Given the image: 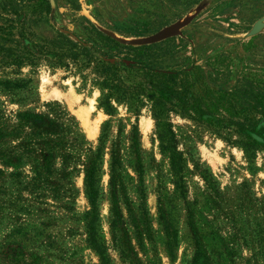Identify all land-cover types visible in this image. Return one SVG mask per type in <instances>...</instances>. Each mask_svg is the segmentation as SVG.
<instances>
[{
  "label": "rangeland",
  "instance_id": "obj_1",
  "mask_svg": "<svg viewBox=\"0 0 264 264\" xmlns=\"http://www.w3.org/2000/svg\"><path fill=\"white\" fill-rule=\"evenodd\" d=\"M200 1L52 0L48 23L34 30L46 38L67 32L95 57L113 61L124 52L111 51L90 24L122 38L145 37ZM260 18L264 0H207L180 36L159 45L156 63L206 64L218 72L211 75L215 89L244 86L264 95V26L247 35ZM71 70L0 67V126L55 104L73 119L81 142L69 150L66 137L43 171L38 149L23 145L32 136L0 140V264H264V150L245 151L231 144L236 135L226 142L169 113L182 165L175 176L148 104L135 109L111 99L107 114L93 70ZM6 80L23 87L4 89ZM98 153L93 230L104 262L89 244L85 216V170Z\"/></svg>",
  "mask_w": 264,
  "mask_h": 264
},
{
  "label": "trees",
  "instance_id": "obj_2",
  "mask_svg": "<svg viewBox=\"0 0 264 264\" xmlns=\"http://www.w3.org/2000/svg\"><path fill=\"white\" fill-rule=\"evenodd\" d=\"M23 1L0 0V67L34 68L44 63L49 68H61L68 72L91 68L97 75L93 84L100 91L99 106L107 114L111 113V99L135 109L148 104L159 148L167 153L173 175L180 176L182 165L173 146V134L167 122L169 113L204 125L223 138L234 134L238 141L231 144H238L245 151L264 150L263 94L244 86L233 92L215 89L211 86L215 80L211 75L218 76V72L206 64L202 67L193 63L176 69L162 67L156 59L162 55L159 45L165 40L146 46H127L90 24L94 35L111 51L124 52V57L109 61L110 57H95L85 46L61 31H56L52 38L43 37L34 28L48 23L51 13L48 0H26L27 4H22ZM2 87L19 89L23 84L6 80L2 82ZM16 120L13 126H0V140L11 133L15 134V138L32 136L26 138L23 145L30 153L35 154L32 146L38 149L36 156L43 171L49 170L48 163L54 152L64 147L66 137L69 150L81 144L73 119L58 105L47 104L43 113L17 114ZM224 140L231 141L228 138ZM98 159L99 153L85 170L89 203L85 216L88 219L89 244L104 262L103 248L96 242L93 230Z\"/></svg>",
  "mask_w": 264,
  "mask_h": 264
},
{
  "label": "water",
  "instance_id": "obj_3",
  "mask_svg": "<svg viewBox=\"0 0 264 264\" xmlns=\"http://www.w3.org/2000/svg\"><path fill=\"white\" fill-rule=\"evenodd\" d=\"M48 2L50 4V7L52 8V6H53L52 0H48ZM206 4H207V0H201L193 9H191L182 18H180V19L176 20L175 22L161 28L157 32H155L149 36H145V37L129 38V39L122 38V37L117 36L115 33L111 32L109 30L103 29V28L96 26L94 24H93V26H95L100 32H102L106 36L117 41L119 44L132 46V47L146 46V45H151V44L161 42V41L166 40L168 38L180 36L181 29L183 27H185L186 25H188L191 22V20L206 6ZM263 21H264V18H260L259 20H257L252 25V27L249 30V32L247 33V35L253 36L257 32H259L261 30V28L264 26ZM61 32H63V31H61ZM63 33L67 34V32H63Z\"/></svg>",
  "mask_w": 264,
  "mask_h": 264
}]
</instances>
